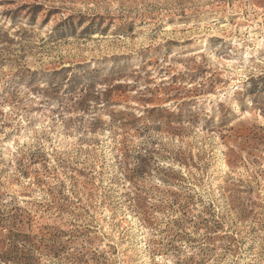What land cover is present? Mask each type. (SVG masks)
Masks as SVG:
<instances>
[{
  "label": "rangeland",
  "instance_id": "obj_1",
  "mask_svg": "<svg viewBox=\"0 0 264 264\" xmlns=\"http://www.w3.org/2000/svg\"><path fill=\"white\" fill-rule=\"evenodd\" d=\"M0 264H264V0H0Z\"/></svg>",
  "mask_w": 264,
  "mask_h": 264
},
{
  "label": "bare ground",
  "instance_id": "obj_2",
  "mask_svg": "<svg viewBox=\"0 0 264 264\" xmlns=\"http://www.w3.org/2000/svg\"><path fill=\"white\" fill-rule=\"evenodd\" d=\"M114 7V6H113ZM102 10H103V8H102ZM105 10V9H104Z\"/></svg>",
  "mask_w": 264,
  "mask_h": 264
}]
</instances>
